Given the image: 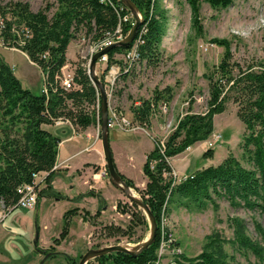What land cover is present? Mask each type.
<instances>
[{"label": "trees", "instance_id": "1", "mask_svg": "<svg viewBox=\"0 0 264 264\" xmlns=\"http://www.w3.org/2000/svg\"><path fill=\"white\" fill-rule=\"evenodd\" d=\"M131 1L142 16V22L131 44L139 40V61L145 60L147 64H153L158 60L167 17L159 9L158 0ZM233 1L185 0L189 7L191 28L197 34H202V2L217 9L225 8ZM112 2L114 6L99 0H55V5L47 3L36 11H32L29 4L22 1L0 5V39L4 45L17 47L26 54L29 61L42 73L46 88V92L41 90L39 95L24 88L11 67L0 57V202L5 209L12 211L17 208L16 203L20 197L18 188L24 184L35 185L34 175L41 173L45 174L42 178L45 186L38 190L37 202L41 197L55 200L67 198L51 186L61 139L43 126L53 125L56 119L63 118L68 119L76 131H82L97 123L95 112L91 110L97 98L96 88L82 66L84 59L77 63L73 71L75 88L63 89L56 76L60 75L61 68L67 63V47L78 32L83 31L86 37H91V41H94L115 29L118 23L115 8L123 4L120 0ZM52 6L55 9L49 16ZM124 10L129 12L125 6ZM21 24L29 33H22L18 39L12 32V27L19 29ZM130 27V24H126L125 32ZM20 40L22 45L19 44ZM211 41L221 46L223 53L213 71L205 74L209 92L207 108L202 113H194L189 106L166 137L163 152L159 150V139L153 137L154 147L146 155L142 166L146 178L145 188L138 191L133 180L120 173L114 163L120 178L139 192L155 217L157 232L154 242L135 257L124 252H111L90 259L86 264H155L159 246V219L162 212H170L169 205L203 209L208 203L214 205L216 197H225L233 207L242 205L264 213V64L258 69L254 65L242 67L233 61L228 40L214 38ZM126 49L121 46L110 48L107 52V68L119 62L114 59V55L121 54ZM172 98L170 86L155 88L151 98L131 107V122L149 128L155 109L160 104L167 105ZM228 99L237 105L236 115L245 128L241 147L251 168L243 167L232 154H228L218 165L188 172L177 180L169 159L196 142L206 140L213 133L214 116L224 111ZM203 155L212 157V149H207ZM106 174L108 175L107 169ZM89 195L97 197L99 209L93 215L78 207L66 210L62 216V229L59 236L52 239L53 244L58 245L67 237L72 216L81 214L82 219H86L100 215L105 201L99 193L90 190L77 198ZM130 204L134 211L130 214L128 227L122 229L110 224L104 227L108 235H129L137 224H148L143 211L134 203ZM119 206L120 203H117L116 207ZM228 222L233 228L231 240L225 241L217 233H211L205 237L206 242L198 255L187 257L181 254L175 258V264H240L225 252L223 247L226 242L253 254L257 264H264L262 226L254 222V229L263 242L260 244L246 234L242 219L230 217ZM35 250L44 255L49 252L47 258L58 254L53 246L42 250L36 242ZM64 257L67 264H78L73 257L67 254Z\"/></svg>", "mask_w": 264, "mask_h": 264}, {"label": "rangeland", "instance_id": "2", "mask_svg": "<svg viewBox=\"0 0 264 264\" xmlns=\"http://www.w3.org/2000/svg\"><path fill=\"white\" fill-rule=\"evenodd\" d=\"M13 1L27 2L32 11L45 7L47 3L55 5V0H0V5ZM158 6L167 17L165 35L159 46L158 60L153 64L140 60L130 73L120 75L116 82L114 95L108 105L132 120L130 111L132 106L151 98L155 88L162 89L170 86L173 98L166 105V111L163 112L158 106L150 119V122L153 121L162 126L160 136L151 130L152 135L157 134L160 140L171 133V128L176 126L178 118L189 106L194 113H202L206 110L209 92L205 74L213 71L223 53V48L212 43L211 39L228 40L233 61L242 67L254 65L255 69H258L264 64V0H234L229 6L217 9L202 2L200 8L201 35L190 26L189 7L185 0H158ZM54 9L55 6H52L48 13L49 16ZM83 36L85 37L84 42H82ZM89 42H91V37H86L81 31L69 43L67 55L73 60L68 63L69 65L64 70L65 73L74 71L77 63L84 59V51ZM120 55L117 54L114 59L119 60ZM0 57L7 65L13 67L14 75L24 88L29 89L35 95L40 94L43 77L36 65L21 52L4 49L2 46H0ZM96 72L97 77L100 78L99 67L96 68ZM236 111L237 105L228 99L224 111L214 116L213 133L206 140L193 144L190 151L186 153V156H189L186 160L189 162L188 172L216 166L228 154H232L243 167L251 168L250 162L243 155L241 144L245 128L238 119ZM132 123L137 125L135 122ZM48 129L54 131V127ZM137 130L140 129L133 131ZM133 131L110 128L108 138L109 140L115 137L118 140L132 138V141L137 142L138 138ZM145 137L148 139L146 135ZM207 149H212V157L203 155ZM183 156L185 155H176L171 159V164L177 170L179 177L185 165ZM98 168L95 171H98ZM104 170H106L105 166L101 171ZM102 178L109 180L107 174L102 175ZM141 178L139 169L133 170L132 179L138 191L145 188V185L140 183ZM114 189L118 197L114 203V209H109V205L104 213H102L103 208L100 210L99 216L82 219V222H87L83 230L87 237L79 233L81 227L77 222V215L71 217L69 233L64 238V240L68 238L64 248L56 249L63 244V240L58 245L51 241L50 247L53 246L58 254L48 259L50 263L67 264L64 250L78 262L79 256L89 249H99L114 244L135 246L148 236L149 223L147 225L137 224L129 235L122 233L108 235L104 230V227L110 224L126 229L130 222V214L134 211L123 193L116 187ZM131 189L137 197H140L137 190ZM54 200L41 197L38 206L34 209L25 210L17 207L12 211L2 207L0 202V239L2 241L0 252L8 257L5 264H38L42 261L35 257L37 253L35 242L39 247L41 244H46L47 240L55 238L53 236L58 237L63 226L64 212L73 208L72 205L61 201L64 199H60V202ZM117 203H120L118 208ZM99 205L98 203L96 208L95 205L89 204L88 208H93V210L83 209L93 215L99 209ZM214 205L208 203L203 209L168 206L170 208V212L166 214L168 230L179 245L182 254L187 257L198 255L206 242L205 237L211 233H217L225 241L231 240L233 228L228 222L230 217L242 219L246 226V234L252 240L263 244L261 237L254 229V222L259 223L264 229V213L259 209L250 210L242 205L233 207L225 197H216ZM78 216L82 218L81 214ZM43 224H46L45 228ZM223 248L234 261L240 264H257L253 254L229 242L224 243Z\"/></svg>", "mask_w": 264, "mask_h": 264}, {"label": "crops", "instance_id": "3", "mask_svg": "<svg viewBox=\"0 0 264 264\" xmlns=\"http://www.w3.org/2000/svg\"><path fill=\"white\" fill-rule=\"evenodd\" d=\"M7 49L5 47H2ZM68 48V47H67ZM11 50V49H8ZM11 51H18V50H11ZM20 52V51H18ZM22 53V52H21ZM24 54V53H22ZM26 56V54H24ZM27 57V56H26ZM67 63L65 64L64 70L67 68L68 63L72 58H69L66 52ZM29 60V59H28ZM31 62V61H30ZM34 64V63H33ZM35 65V64H34ZM13 67H11L12 69ZM42 74V73H41ZM43 77V76H42ZM54 127V131L49 130L48 128ZM43 128L50 131L54 135L58 136L61 141L58 145V154L56 157V162L54 165L55 169V176L51 180V186L54 190L62 193L63 195L67 196L66 199L61 200L67 204L72 205L73 207H78L80 210L91 209L88 208L89 204L95 205L98 207V199L94 196H84L82 198H77L79 195L84 194L90 190L99 193L101 198L106 202V205L102 209V213H104L106 207L109 209H114V203L118 198L116 195V191H114V185L110 182V180H104L102 178L101 171L104 169L105 160L102 153L101 141L99 133L97 132L96 126H89L85 130L76 131L74 133L73 127L68 124L64 123L62 125H44ZM140 130L133 131L134 134L137 136V142L132 141V138L118 140L117 137L115 139L109 140V145L112 153V158L115 163L117 170L122 173L124 176L132 179V172L133 170L139 169L140 174L142 175L141 184L145 185L146 178L142 172V166L145 162L146 155L153 149V136H158L162 133V126L158 125V123L151 121L149 129L139 128ZM156 132V135H152V131ZM148 139L145 137V135ZM160 136V135H159ZM143 142V146H142ZM146 143V144H145ZM139 144V145H137ZM146 146V148H145ZM190 147L184 150L182 153L184 154V168L180 172V177L188 173L189 162L186 160L189 156H186V153L190 151ZM170 158L169 162L173 169V174L175 178L178 180L180 177L178 176L177 170L171 164ZM95 167V168H94ZM99 167L98 171L95 169ZM45 176L44 173H41L37 178V185L38 188H43L45 186L44 182H42V178ZM133 180V179H132ZM117 188V187H116ZM118 189V188H117ZM55 202H60V200H54ZM91 202V203H90ZM39 200L36 203L38 206ZM95 208V209H96ZM34 209V208H32ZM30 210V209H25ZM93 214V213H92ZM77 222L81 227L79 233L84 237L85 232H83L84 228H86L87 222H82V218L77 215ZM46 227V224H43V228ZM82 229V230H81ZM56 237V236H53ZM52 237V238H53ZM69 237V236H68ZM68 240H63V244L56 249L64 248L65 242ZM51 240H47L46 244L39 245L41 249H47L51 245ZM2 245V241L0 239V247ZM1 249V248H0ZM58 253V252H57ZM63 253L69 255L65 250ZM38 259H44L45 255L42 252H37L36 256ZM0 252V264H5L6 259ZM49 258H45L43 264H47L49 262ZM36 260V261H37ZM33 264V263H31ZM39 264V263H38ZM49 264H53L50 263Z\"/></svg>", "mask_w": 264, "mask_h": 264}, {"label": "built area", "instance_id": "4", "mask_svg": "<svg viewBox=\"0 0 264 264\" xmlns=\"http://www.w3.org/2000/svg\"><path fill=\"white\" fill-rule=\"evenodd\" d=\"M99 1L102 3L110 4L111 6H114L112 0H99ZM115 10L117 11V14H118V23L115 29L111 32H106L99 39L89 42L88 46L86 47L84 51L85 52V55H84L85 63H82V66H84V68L86 69V73L88 74V76H89L88 66H89V62H90L92 55L96 52L103 50L106 47H109L115 44L118 41L123 40L128 33V31L125 32L124 26L126 24L132 25L134 22L133 16L131 15L130 12L128 13L125 12L123 5L116 6ZM0 24H2V21L0 22ZM12 32H14L18 36V39H20V35L22 33H26V34L29 33V30L25 28L23 24H21L19 26V29H16L13 26ZM84 40H85V37L83 36L82 42H84ZM19 42H20L19 44L21 45L23 44L21 40ZM138 43H139V40H135L129 48H127L123 53H121L120 59L117 60L119 62L110 65L108 68H107V62H108L107 53L102 54L97 59L96 68L97 67L100 68L101 76L99 79L101 80L103 84L104 91L108 99V103L110 102L112 96L114 95L118 77L120 75L130 73L134 69L135 65L139 62L140 56L137 50ZM0 46L5 47L7 49L18 50L22 52L17 47L4 45L1 39H0ZM115 56H117V54H115L114 57ZM64 67L65 65L61 68L60 75L56 76V79L58 80L60 86L65 90L75 88L76 86L73 80V76H74L73 71L65 73ZM95 88H96L97 98H96L95 104L91 107V110H94L95 112V116L97 119V123L95 124V126L97 129V132L100 133V124H99L100 109H101L100 101H99L100 95H99V91L96 86ZM41 90L46 92V88L44 84ZM159 108L163 112L166 111L165 104H160ZM64 123L70 124L68 119H63V118L56 119L53 124L62 125ZM114 127L119 128L123 131H131V130L142 128L141 126L133 125V123L131 122V119H129L121 111L108 105L107 128L110 129ZM174 128L175 127L173 126V128L171 129L173 130ZM73 130H74V133H76V130L74 128ZM166 137L159 140V150L161 152H163L164 150V141ZM105 174H106V170L101 171V175H105ZM38 176L39 175H34L35 183H36L35 185L24 184L18 188L17 191L20 193V197L16 203L17 207L23 208V209L34 208V206L37 203V196H38V186H37ZM167 224H168V220L166 217V213L162 212L160 215V219H159V246L156 252L157 259L155 261V264H175V258L179 257L182 254L179 245L177 244L174 237L168 230Z\"/></svg>", "mask_w": 264, "mask_h": 264}, {"label": "water", "instance_id": "5", "mask_svg": "<svg viewBox=\"0 0 264 264\" xmlns=\"http://www.w3.org/2000/svg\"><path fill=\"white\" fill-rule=\"evenodd\" d=\"M120 2L129 10L131 15L133 16L134 22L131 25L130 29L128 30L127 35L125 38L121 41L116 42L115 44L104 48L103 50L96 52L92 55L89 66H88V73L91 82L94 86L97 87L100 95V107H101V113H100V141H101V147H102V153L105 160V167L108 171V178L110 182L117 187L124 195V197L130 202L134 203L138 206L139 209H141L149 223V234L148 236L142 241L139 242L137 245H135L134 249H128L124 247L122 244H114L109 246H104L99 249H89L87 250L79 259L78 264H86L90 259H93L95 257L108 254L111 252H124L127 254H130L131 256L135 257L138 254H140L143 250L147 249L155 240L156 232H157V223L155 220V217L149 210V207L147 204L142 200L141 197H137L131 187H129L119 176L117 173L112 153L109 145V138H108V128H107V116H108V99L104 91L103 84L101 80L97 77L96 74V62L99 56L102 54H105L109 51L110 48L114 46H121L123 48H128L131 42L133 41L136 32L138 30V27L140 23L142 22V16L139 10L136 8V6L133 4L131 0H120ZM49 256L48 254H45L44 259L39 263L43 264V261L45 258Z\"/></svg>", "mask_w": 264, "mask_h": 264}, {"label": "bare ground", "instance_id": "6", "mask_svg": "<svg viewBox=\"0 0 264 264\" xmlns=\"http://www.w3.org/2000/svg\"><path fill=\"white\" fill-rule=\"evenodd\" d=\"M124 247L128 248V249H134L135 246H132L130 244H122Z\"/></svg>", "mask_w": 264, "mask_h": 264}]
</instances>
